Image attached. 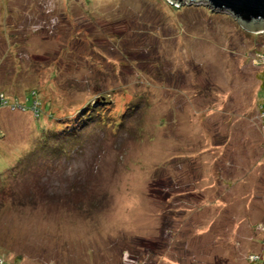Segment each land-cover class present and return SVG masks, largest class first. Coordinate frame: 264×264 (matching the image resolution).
<instances>
[{
  "label": "rangeland",
  "instance_id": "obj_1",
  "mask_svg": "<svg viewBox=\"0 0 264 264\" xmlns=\"http://www.w3.org/2000/svg\"><path fill=\"white\" fill-rule=\"evenodd\" d=\"M263 85L210 7L0 0L1 263L264 264Z\"/></svg>",
  "mask_w": 264,
  "mask_h": 264
},
{
  "label": "water",
  "instance_id": "obj_2",
  "mask_svg": "<svg viewBox=\"0 0 264 264\" xmlns=\"http://www.w3.org/2000/svg\"><path fill=\"white\" fill-rule=\"evenodd\" d=\"M180 9L210 7L215 14L231 15L242 27L252 28V36L264 30V0H170Z\"/></svg>",
  "mask_w": 264,
  "mask_h": 264
},
{
  "label": "trees",
  "instance_id": "obj_3",
  "mask_svg": "<svg viewBox=\"0 0 264 264\" xmlns=\"http://www.w3.org/2000/svg\"><path fill=\"white\" fill-rule=\"evenodd\" d=\"M173 8H175V7H173ZM264 86V85H263ZM263 86H261V88H263V91H264V87ZM0 95H2L3 97H5V99H8L7 98V96L4 94V93H0ZM35 95H36V93L33 91L32 92V98H33V102H32V104L31 105H34V104H36V105H38L37 107H36V111H37V114H36V116L39 118L40 117V115H41V111H40V102H38L36 99H35ZM14 100H16V99H14ZM8 102H10V100L8 101ZM27 102V100L24 102V103H16V105H20L21 107H22V111H20V112H25L26 113V111L28 110H30L31 111V106H27L25 103ZM11 104V103H10ZM10 104H8V107H9V105ZM13 104H14V102H13ZM261 105V104H260ZM4 108H2V109H0V110H3ZM9 109V108H8ZM262 109L264 110V104L262 105ZM17 111H19V110H17ZM14 112V111H13ZM33 112V111H32ZM85 120V119H84ZM256 263H261L260 261H257ZM250 264H252V263H250Z\"/></svg>",
  "mask_w": 264,
  "mask_h": 264
},
{
  "label": "built area",
  "instance_id": "obj_4",
  "mask_svg": "<svg viewBox=\"0 0 264 264\" xmlns=\"http://www.w3.org/2000/svg\"><path fill=\"white\" fill-rule=\"evenodd\" d=\"M263 97H264V91H263ZM8 104H10L9 102H8V99H5V97H3L2 95H0V109H2V108H8ZM10 105H14L13 107H12V111L13 110H19V109H22V107L20 106V105H16V104H10ZM10 105H9V107H10ZM16 106H17V108H16ZM36 107H37V105L36 104H34L33 105V109L35 110L34 112H36L37 113V111H36ZM16 108V109H15ZM23 110V109H22ZM263 114H264V110H263ZM251 261V260H250ZM2 261L0 260V264H2L1 263ZM251 263L253 264V261H251Z\"/></svg>",
  "mask_w": 264,
  "mask_h": 264
}]
</instances>
